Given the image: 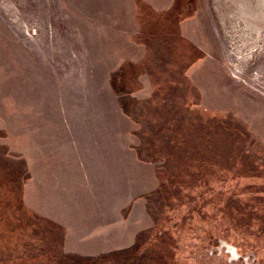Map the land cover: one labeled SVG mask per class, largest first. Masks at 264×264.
<instances>
[{"label": "rangeland", "instance_id": "1", "mask_svg": "<svg viewBox=\"0 0 264 264\" xmlns=\"http://www.w3.org/2000/svg\"><path fill=\"white\" fill-rule=\"evenodd\" d=\"M196 14L207 37L198 24L183 30ZM152 33H178L170 66L165 37L153 49L143 40ZM113 86L137 121L122 141L132 131L154 169L132 219L153 224L134 237L140 248L68 254L63 227L17 208V143L5 139L24 126L8 123L39 106L61 118L59 103L67 118H101ZM0 174V264H264V0H0Z\"/></svg>", "mask_w": 264, "mask_h": 264}, {"label": "crops", "instance_id": "2", "mask_svg": "<svg viewBox=\"0 0 264 264\" xmlns=\"http://www.w3.org/2000/svg\"><path fill=\"white\" fill-rule=\"evenodd\" d=\"M196 20L198 14L185 20L183 30L185 24H198L207 37V28ZM186 37L209 57L210 53L201 42H196L193 36ZM133 44L137 49V44ZM172 44L171 39L164 38L161 62L164 68L170 66L168 54ZM152 45L154 41L148 48ZM146 81L148 92L153 94L150 79ZM113 91L112 100L97 103L96 110L101 113V118H67L63 112L66 104L59 103L50 109L61 110V118L51 114L43 117L39 106L31 118L18 115L15 123H8L10 126L19 122L24 126L21 130L9 129L10 138L5 139L17 143L15 150L10 152L17 154V167L21 173L28 174V178L24 176L22 180L24 202L39 220L56 223L66 230L65 251L68 254L74 252L86 256L127 248L134 243L137 232L153 224L150 219L139 223L132 219L133 213L144 208L142 196L155 188L154 169L151 162L138 159L136 149L130 147L132 131L125 132L126 143H123L122 125L137 121L122 112L114 88ZM217 104L213 102L210 106L218 108ZM167 105L162 101L160 110L164 111ZM72 110L69 104L68 111ZM121 114L126 117L122 118ZM167 116L164 112L161 118L164 120ZM129 204H133L134 209L126 219L124 212ZM122 224L126 226L124 229ZM121 230L128 231L129 234L125 233L128 244L121 245L124 236ZM98 236L107 242L98 245L90 240ZM95 246L97 248H93Z\"/></svg>", "mask_w": 264, "mask_h": 264}, {"label": "trees", "instance_id": "3", "mask_svg": "<svg viewBox=\"0 0 264 264\" xmlns=\"http://www.w3.org/2000/svg\"><path fill=\"white\" fill-rule=\"evenodd\" d=\"M159 36H162V37H159ZM173 36H178V33L175 35L174 33L173 34H171V33H168V34H165V35H159V34H153L152 33V35H149V36H147V37H143V40L144 39H146V40H144L145 42H146V45L147 46H149V44H150V42L151 41H155L156 39H159V38H163V37H168L169 39H171L172 38V42H174V38H173ZM115 82V81H114ZM113 88H114V90L116 91V93H118L119 94V88L118 89H116L114 86H113ZM120 95V94H119ZM11 173V175H12V179H13V183H12V187L14 186V185H17V188L19 187V193L17 194V198H18V200H19V202L17 203V208H21L22 209V211L23 210H25V211H27V212H32V210H30L28 207H27V205L25 204V202H24V199H23V191H24V187H23V182H22V180H23V178H24V176H25V178H28V174L27 173H24V175L21 173V169L20 168H18L17 166H16V168H11L10 167V170H9V174ZM0 178H1V181H2V175L0 174ZM22 184V185H21ZM15 197H16V194H15ZM17 198H15L16 200H17ZM34 217H35V215L33 214V213H31ZM36 219H38L37 217H36ZM50 223V222H49ZM126 251H129V249H126V250H122L121 251V253H123V252H126ZM114 254L116 255L117 254V252H114ZM92 263H94V260H92L91 261Z\"/></svg>", "mask_w": 264, "mask_h": 264}, {"label": "flooded vegetation", "instance_id": "4", "mask_svg": "<svg viewBox=\"0 0 264 264\" xmlns=\"http://www.w3.org/2000/svg\"><path fill=\"white\" fill-rule=\"evenodd\" d=\"M131 247H132V248H134V247H136V248H140L139 246H137V242H136V241L133 243V246L128 247V249L130 250ZM241 255H242L241 257L244 258V256H245L246 254H243V253H242ZM260 257H261V256H258L256 253H253L249 260L252 261L253 259H255L254 261H257V262H258V260H259L258 258H260ZM260 261H261V259L259 260V262H260Z\"/></svg>", "mask_w": 264, "mask_h": 264}]
</instances>
